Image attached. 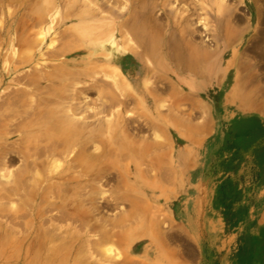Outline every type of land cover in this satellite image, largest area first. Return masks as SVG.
Listing matches in <instances>:
<instances>
[{
    "label": "rangeland",
    "instance_id": "rangeland-1",
    "mask_svg": "<svg viewBox=\"0 0 264 264\" xmlns=\"http://www.w3.org/2000/svg\"><path fill=\"white\" fill-rule=\"evenodd\" d=\"M260 2L0 0V264H166L180 243L192 248L167 216L144 213L154 209L132 189V166L152 157L140 148L154 136L155 108L172 106L179 38L204 36L214 25L211 16L224 9L246 15ZM116 56L131 59L124 70L132 78L133 65L149 66L147 97L132 95L140 89L115 74L109 59ZM48 84L52 90L43 88ZM27 111L34 117H20ZM50 120L68 122L88 144L83 191L60 189L65 156H35L47 144L43 127ZM250 201L258 202L254 212L223 217L243 222L244 230L234 232L249 256L264 261V198Z\"/></svg>",
    "mask_w": 264,
    "mask_h": 264
},
{
    "label": "crops",
    "instance_id": "crops-1",
    "mask_svg": "<svg viewBox=\"0 0 264 264\" xmlns=\"http://www.w3.org/2000/svg\"><path fill=\"white\" fill-rule=\"evenodd\" d=\"M252 8L224 9L208 34L179 38L172 106L155 108L154 136L140 148L152 157L132 166V189L154 209L144 213L167 216L192 247L180 243L166 264H264L234 232L243 222L223 217L264 198V5Z\"/></svg>",
    "mask_w": 264,
    "mask_h": 264
},
{
    "label": "bare ground",
    "instance_id": "bare-ground-1",
    "mask_svg": "<svg viewBox=\"0 0 264 264\" xmlns=\"http://www.w3.org/2000/svg\"><path fill=\"white\" fill-rule=\"evenodd\" d=\"M137 1V0H136ZM181 0H174V2H180ZM140 2V1H139ZM183 2V1H182ZM188 2V1H187ZM193 2V1H192ZM91 3V2H90ZM185 5V4H184ZM193 6V5H192ZM138 8V7H137ZM190 13V12H189ZM263 16H264V12L261 13ZM161 15L162 13L160 14V16L158 17V15L156 17H158V19H155V20H160L159 18H161ZM196 16V15H195ZM198 16V15H197ZM163 17V15H162ZM154 18V17H153ZM152 18V19H153ZM45 19V18H44ZM154 23V22H153ZM36 24H38V21H36ZM155 25V24H154ZM135 26H138V25H135ZM122 27V26H121ZM140 27V26H138ZM117 36V35H115ZM138 48V47H137ZM130 61L131 59L129 57H123V58H120L119 56H116L114 58H110L109 59V63L110 64H113V70L115 72V74L117 75H121L122 78L125 80V81H129L131 82L130 85L132 87H136L138 89H140L141 92H135V93H132L135 94L136 97H138L139 95L138 94H142L143 97H147L148 96V93H147V88H146V85H147V82L145 81V78L149 75V72H150V68L149 66L143 64V65H139L137 66L136 64L133 65L137 71H136V74H135V77L132 78L131 77V73L130 71L126 72L124 70V68L128 65H130ZM117 65H119V67L122 68V70L124 71H120L117 69ZM137 66V67H136ZM153 67V66H151ZM114 74V75H115ZM36 86H39L40 87V84L39 83H35ZM34 85V86H35ZM151 85V84H150ZM148 87V85H147ZM44 89H48V90H52V87L48 84L46 86L43 87ZM111 91V90H110ZM48 93V92H47ZM53 93V92H52ZM137 93V94H136ZM117 96V94H115ZM119 96L117 97H121L122 96L120 95V93L118 94ZM111 96V95H110ZM120 100V99H119ZM113 102V101H112ZM38 104V103H37ZM33 106V105H31ZM34 109L36 110L34 107H31V109ZM71 108V106H70ZM30 109V108H28ZM32 110V111H34ZM28 111H31V110H28ZM23 112V115H20V117H23L24 119L29 117V116H33L34 117V113H29V112ZM42 111V110H40ZM45 112V111H44ZM49 112V111H48ZM36 113V112H35ZM38 113H36L35 115H37ZM44 114V113H43ZM48 113H46L47 115ZM42 117V116H41ZM42 119V118H41ZM36 120V119H35ZM38 120V119H37ZM32 122H35V121H32ZM20 123H18L19 125ZM16 125V127L18 126ZM32 125V124H31ZM30 127V126H29ZM19 128V127H18ZM43 141H44V138L45 140L47 141V144L44 146V147H36V153H35V156L37 157H43V156H48L50 158H54V157H62V156H65V167H64V170H63V173L61 172V174H63L62 178L64 179V185L60 188L63 192H67V191H71V192H78V191H83L84 190V185H85V178L86 176H88L87 174V161H86V152H87V143L85 142V138L83 137L82 133L80 132H77L74 130V128L70 127L68 125V122L66 121H63V123L60 125V126H57L56 122L55 121H49L45 127H43ZM48 131H52L54 133L52 134H48L47 132ZM82 132V131H81ZM82 135V136H81ZM42 135H40L41 137ZM20 141V140H19ZM91 141V140H89ZM89 141H87L89 143ZM41 143V142H40ZM22 144V143H21ZM2 148V147H1ZM97 149H99V147H96ZM34 149V148H33ZM131 150V149H130ZM3 151V150H2ZM7 151V150H6ZM75 151V152H74ZM26 154V153H24ZM124 154V155H122ZM121 154V157L122 158L123 156H125V158L123 157L122 160L126 159V153H122ZM128 156V155H127ZM30 157V156H29ZM95 159H96V163L97 162H100V160L102 159L101 158V154L100 153H95L94 155ZM108 157V156H107ZM112 157V156H111ZM118 157V156H116ZM39 159V158H38ZM6 163V162H5ZM99 164V163H98ZM114 165L116 166V164L114 163ZM29 166V165H28ZM31 166V165H30ZM96 166V165H95ZM30 168V167H29ZM78 169V168H81L80 171H76V175H74V173L72 172V170L74 169ZM114 168V167H113ZM96 172H97V175L95 176H98L100 175V167L99 165L96 166ZM61 174H59V177H61ZM95 174V173H94ZM10 175V174H9ZM94 177V176H93ZM96 177V178H98ZM54 176H50L49 179H53ZM95 178V179H96ZM101 178V177H99ZM15 179V178H14ZM23 182V181H22ZM95 183V182H94ZM100 186V185H99ZM40 188V187H39ZM56 191V190H55ZM51 192H54L51 190ZM56 194V193H55ZM51 195V194H50ZM40 200V199H39ZM41 201L42 198H41ZM40 201V202H41ZM39 202V201H38ZM37 202V203H38ZM33 203V202H32ZM63 203H67L66 201H64ZM39 205V204H37ZM36 205V207H38ZM54 205V204H52ZM48 211V210H47ZM45 213V212H44ZM48 212H46L47 214ZM67 213V212H66ZM37 214V221H41L38 216L40 214H38V212H36ZM43 215V213H42ZM64 217V216H63ZM52 218V217H50ZM67 218V217H66ZM53 219V218H52ZM72 220V219H71ZM60 221V220H59ZM41 223V222H39ZM32 224V223H31ZM44 225V224H43ZM82 225V224H81ZM32 227V226H31ZM7 232V231H6ZM76 236V235H75ZM79 237V236H78ZM5 238V237H4ZM53 240V239H52ZM2 241V240H1ZM85 246V245H84ZM62 251V250H61ZM60 251V252H61ZM58 252V251H57ZM61 261V260H60ZM65 261H63L64 263ZM75 262L77 263V260H75L73 263L75 264ZM61 263V262H59ZM58 263V264H59ZM72 263V264H73ZM57 264V263H56ZM71 264V263H70Z\"/></svg>",
    "mask_w": 264,
    "mask_h": 264
}]
</instances>
